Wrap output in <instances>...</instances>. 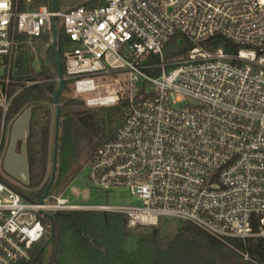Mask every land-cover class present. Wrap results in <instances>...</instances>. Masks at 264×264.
Returning <instances> with one entry per match:
<instances>
[{"label":"built area","instance_id":"obj_1","mask_svg":"<svg viewBox=\"0 0 264 264\" xmlns=\"http://www.w3.org/2000/svg\"><path fill=\"white\" fill-rule=\"evenodd\" d=\"M103 2L55 12L67 40L63 76L87 107L126 103L119 127L88 161L87 179L106 192L127 188L140 203L30 202L0 179V264L29 261L50 234L46 214L58 211L121 213L129 228L172 218L238 252L234 239L264 240V0ZM0 5L2 161L8 106L41 82L8 94L18 47L51 35L54 13L47 5L18 10L16 0ZM175 35L194 45L169 59ZM216 36L228 48L199 45Z\"/></svg>","mask_w":264,"mask_h":264},{"label":"trees","instance_id":"obj_2","mask_svg":"<svg viewBox=\"0 0 264 264\" xmlns=\"http://www.w3.org/2000/svg\"><path fill=\"white\" fill-rule=\"evenodd\" d=\"M18 10H25L24 0H16ZM34 6L47 5L51 8V0H33ZM103 0H92L86 8L103 5ZM58 6V5H57ZM58 9V7H57ZM48 33L43 34L38 45L27 42L18 47L13 62V77L9 83L8 94L14 93L22 86L23 81L40 80L38 84L22 87L12 98L5 123L10 125L27 108L31 109L29 132L26 135L29 181L18 186L14 180L0 174V179L7 183L19 195L30 202H40L48 184L52 164V152L55 136L54 122L51 124V108L54 93L58 87L56 77L55 55L52 44L44 48L43 56H37L43 49ZM28 41L27 36L20 37ZM224 39L216 36L199 43L200 46L212 49ZM67 40L59 28L56 49L61 57ZM194 43L180 35L170 39L165 47L167 58L184 54ZM36 60V61H35ZM38 63L39 67H35ZM63 66V60H62ZM64 72V69H63ZM69 81L65 80V88ZM61 114L57 129V165L52 189L63 180L64 187L78 175L82 155L100 140L102 119L112 123L124 116L125 102L105 107L103 114L96 109L80 108L82 100L59 97ZM52 126V147L48 146L50 127ZM111 135V134H110ZM17 144H20L18 142ZM98 144V143H97ZM47 167L49 173L45 177ZM53 236L47 239L49 252L45 258L46 241L32 249L31 259L19 264H264V240L249 238L245 241L234 239L232 244L240 252L211 237L196 226L182 222L172 238L160 236L156 227L129 228L127 217L121 213L92 210L58 211L52 221H47ZM51 233V232H50ZM134 237L137 249L126 253L121 245ZM246 254L249 259H245Z\"/></svg>","mask_w":264,"mask_h":264},{"label":"rangeland","instance_id":"obj_3","mask_svg":"<svg viewBox=\"0 0 264 264\" xmlns=\"http://www.w3.org/2000/svg\"><path fill=\"white\" fill-rule=\"evenodd\" d=\"M57 1V7L59 11H63V10H67L69 8L72 7H76V6H82V5H86L87 3L91 2L92 0H56ZM26 9H31V8H35L38 6H34L33 4V0H24ZM62 20L61 18H58L56 21V31H59V28L61 26ZM43 41L38 40L34 43V45H38L41 44ZM47 44H51V35L50 33L47 35V40L45 41L44 45H43V49L42 51H40L39 53H36L37 56H43V50L44 48L47 47ZM36 61V60H35ZM36 68L39 67L38 63L34 64ZM3 73V69H0V74ZM12 80V79H11ZM55 80L57 81L56 77ZM13 81V80H12ZM11 81V82H12ZM58 82V81H57ZM25 82L23 81L22 84H24ZM19 88V87H18ZM16 88V89H18ZM7 92L9 90V86L7 87ZM62 94L65 96V98H71V99H75L77 101L82 100L83 104L79 105L80 108H87V109H96L98 110V112L100 114H103L105 107H111L114 105H110V106H96V107H87L86 104L84 103V100L82 99V97H79L75 94L72 86H68L67 88H65L62 92ZM105 93L103 91H101V95H104ZM86 96H90V95H86ZM51 108V124H53L54 122V118H55V107L54 104L50 105ZM123 117L119 120H114L112 119V123H108L107 120H105L104 118L102 119V135L99 141H97L91 148H89L81 157V160L79 161V165H84L82 166L80 172L78 173V175L68 184V186L64 187L65 181L67 180V178L65 180H63L58 186L54 187L52 189V186L47 194V201L52 202L54 201V199L56 197H64L68 200L69 203L71 204H80V205H98V204H109V205H136L139 204L140 201L136 198H134L129 189L124 188V187H120V188H114L108 192L98 189L96 187H94L91 183H89L88 179H87V174L89 171L88 168V161L90 160L96 146L108 135L112 134L114 131H116V129L119 127L121 121H122ZM11 126L9 124V122L5 123V128H4V136H3V141H2V146H1V157L2 160L4 158V155L6 153L7 150V146L9 143V134H10V129ZM51 126V125H50ZM52 126L50 127V136L48 139V146L49 148L52 147V138H53V134H52ZM98 143V144H97ZM20 150V144H17L15 152L19 153ZM0 162L2 163V161L0 160ZM0 163V174L3 176H7L9 177L2 168V164ZM49 173V167H47V171L45 174V177L48 175ZM11 179V178H10ZM13 180V179H12ZM16 182V181H15ZM18 186H21L19 183H16ZM181 221H177L174 220L172 218H162L161 221L159 222V224L157 226H155L156 228L159 229L160 231V236L162 237H166V238H172L178 229V226L181 224ZM150 227H143V229H147ZM51 232V229L50 231ZM51 234V233H50ZM49 238V235L47 237V239ZM47 242V241H46ZM48 243H46V249H45V258L47 259L48 257V252H49V247H48Z\"/></svg>","mask_w":264,"mask_h":264},{"label":"water","instance_id":"obj_4","mask_svg":"<svg viewBox=\"0 0 264 264\" xmlns=\"http://www.w3.org/2000/svg\"><path fill=\"white\" fill-rule=\"evenodd\" d=\"M51 10L54 13L51 16L50 24H51V36L52 41L51 44L54 48L55 55V66H56V79L58 81V87L54 93L53 104L55 107V136H54V144H53V152H52V164H51V172L48 184L44 190V194L42 196L41 201L45 199L47 196L56 174V165H57V129L58 123L61 114V106L59 104V97L64 90L65 87V79L63 76V66H62V57L59 51L56 49L55 43L57 39V31H56V14L57 11V1L51 0ZM31 117V109L27 108L24 110L12 123L10 134H9V143L7 146L6 153L2 160V168L3 171L14 181L21 185L28 184L29 174H28V157H27V148H26V135L29 132V121ZM20 142V150L19 153L15 152L17 143ZM106 212L103 211V215L105 216ZM47 218L52 221L53 215H47ZM53 236V224L51 225V235ZM121 249L126 253H132L137 249V243L134 240L133 236L127 238V240L121 245Z\"/></svg>","mask_w":264,"mask_h":264},{"label":"snow or ice","instance_id":"obj_5","mask_svg":"<svg viewBox=\"0 0 264 264\" xmlns=\"http://www.w3.org/2000/svg\"><path fill=\"white\" fill-rule=\"evenodd\" d=\"M0 6H2V5H0Z\"/></svg>","mask_w":264,"mask_h":264}]
</instances>
